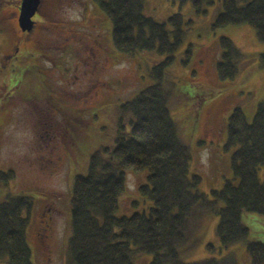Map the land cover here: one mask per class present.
<instances>
[{"label":"rangeland","instance_id":"374dc122","mask_svg":"<svg viewBox=\"0 0 264 264\" xmlns=\"http://www.w3.org/2000/svg\"><path fill=\"white\" fill-rule=\"evenodd\" d=\"M21 1L0 0V172L14 170L16 175L1 189L0 201L9 193L32 197L28 241L34 263L66 264L74 177L87 173L92 155L113 149L116 139L130 132L118 107L153 83V67L168 55L142 50L130 57L119 52L111 20L92 0H44L49 10L35 17V31L24 36L18 21ZM212 1L205 15H197L191 1H144V15L159 23L177 13L193 21L167 69L165 87L171 115L192 151L190 175L201 177L199 189L211 199L227 181L239 183L232 169L236 148L228 147L232 110L241 107L252 121L264 101V41L249 24L214 28L223 0ZM222 37L243 54L232 81L217 74ZM259 175L264 180V168ZM148 176V170L126 172L118 217L150 212L153 202L139 192ZM242 220L250 229L247 241L264 242V216L249 212ZM42 221L51 226L50 253L39 241ZM219 221L217 215H204L185 245L184 260L232 254L238 264H251L247 242L222 249ZM152 258L137 254L134 264H150Z\"/></svg>","mask_w":264,"mask_h":264},{"label":"trees","instance_id":"16d2710c","mask_svg":"<svg viewBox=\"0 0 264 264\" xmlns=\"http://www.w3.org/2000/svg\"><path fill=\"white\" fill-rule=\"evenodd\" d=\"M145 0H92L111 20L116 49L130 57L140 51L167 54L151 71L153 83L118 107L128 120L130 132L120 135L113 149L91 156L87 173L74 177L71 190V237L66 264H134L137 254L153 255L150 264H238L233 255L186 262L185 245L205 214L220 217L217 234L222 249L247 242L251 264H264V242L250 241L245 213L264 216V101L252 121L241 107L228 119V147L236 148L232 169L239 183L227 181L212 192H201V177L190 175L192 151L180 135L170 110L166 89L167 69L186 37L181 13L159 23L144 15ZM191 1L197 15L207 14L212 0ZM252 25L264 41V0H223V11L213 27ZM217 64L218 78L232 81L239 74L243 54L226 37ZM191 52V49L189 50ZM264 68V53L260 56ZM128 170H148V183L139 187L141 196L153 202L149 213L118 217L119 200L126 188ZM16 178L14 170L0 172V191ZM8 194V193H7ZM33 198L9 193L0 201V259L8 264H35L28 241ZM213 251L214 247L209 244Z\"/></svg>","mask_w":264,"mask_h":264},{"label":"water","instance_id":"95a60500","mask_svg":"<svg viewBox=\"0 0 264 264\" xmlns=\"http://www.w3.org/2000/svg\"><path fill=\"white\" fill-rule=\"evenodd\" d=\"M41 0H22L20 7L19 25L23 31L31 32L35 22L33 17L38 12Z\"/></svg>","mask_w":264,"mask_h":264},{"label":"flooded vegetation","instance_id":"af4514ba","mask_svg":"<svg viewBox=\"0 0 264 264\" xmlns=\"http://www.w3.org/2000/svg\"><path fill=\"white\" fill-rule=\"evenodd\" d=\"M19 10H20V7H19ZM44 10L48 11L49 7L44 2V0H42V3L38 9L36 16L40 15ZM35 17L33 18L34 21H35ZM34 31H35V29H33V31H31V32H23V33H24V36H27V35H30V33L32 34ZM42 222L45 224L43 227L40 228V232L38 233V237H39V241H40V244H41L43 250L46 252L48 250V243L51 239V234H50L51 226L49 224H47L48 222L46 223V221H42ZM48 252L50 253V250H48Z\"/></svg>","mask_w":264,"mask_h":264}]
</instances>
